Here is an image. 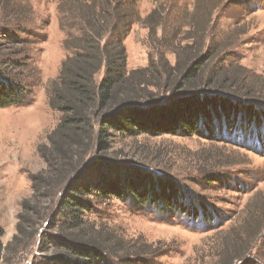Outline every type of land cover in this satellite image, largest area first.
<instances>
[{
	"label": "rangeland",
	"instance_id": "374dc122",
	"mask_svg": "<svg viewBox=\"0 0 264 264\" xmlns=\"http://www.w3.org/2000/svg\"><path fill=\"white\" fill-rule=\"evenodd\" d=\"M8 1L0 0V42L9 28L11 35L24 43L17 50L24 51L18 56L0 53V64L10 60L20 65L17 78L27 94L24 104L0 109V227L5 231L3 243L8 245L17 234L20 215L25 212L24 217L37 224L38 235L16 264H41L55 253L52 246H41L42 236L48 239L60 231L49 230L55 210L52 197L46 201L41 197L52 192L35 193L32 179L50 177L47 175L50 137L61 115L51 109L48 90L71 52L64 47L66 35L59 27V0ZM139 1L142 18L155 10L162 13L151 21L153 25L160 22L161 26L155 35L150 34L148 27L138 24L132 27L125 42L129 71L151 67L147 81H155L150 75L156 73L162 78L161 64L170 69L176 63L169 48L186 39L189 32L200 43L197 53L187 57L170 78L163 77L158 83L161 87L165 82L168 84L152 96L149 108L169 106L177 101L172 97L183 96L185 92H176L174 86L196 60L208 56L213 58L202 70V78L193 83L201 86L196 92L222 91L211 86L216 77L213 72L216 73L217 67H229L227 70L233 67L232 73L240 75V80L227 78L228 83L236 86L238 95L242 92L247 95L242 97L247 104H253L257 111L264 109V0ZM12 6L14 11L9 9ZM207 7L211 18L205 12ZM20 8L27 19L18 18L15 10ZM187 18L202 27L198 30L188 26ZM23 29L32 35L23 34ZM161 53H166L165 63L161 60L158 64ZM217 76L220 78L221 74ZM223 94L234 95L233 91ZM167 116L164 114L162 118L168 119ZM92 121L99 124L103 120ZM254 124L257 129L258 121ZM110 135L107 150L94 144L86 152L84 162L77 165L78 174L91 173L95 164L134 168L173 183L195 201L194 206L199 210L196 219L118 199L95 202L90 218L102 230L124 240L127 253H121V258L125 257L130 264H241L244 261L252 264L254 260L264 264V143L258 145L255 139H235L224 133L210 135L205 130L201 136L145 134L130 139ZM238 142H244L242 145L247 148L239 147ZM72 160L76 166V159L72 157ZM25 206L29 209L25 210ZM209 212L210 217L201 220L200 214ZM145 243L151 246L146 255L139 251V246ZM112 263L122 264L119 258Z\"/></svg>",
	"mask_w": 264,
	"mask_h": 264
},
{
	"label": "trees",
	"instance_id": "16d2710c",
	"mask_svg": "<svg viewBox=\"0 0 264 264\" xmlns=\"http://www.w3.org/2000/svg\"><path fill=\"white\" fill-rule=\"evenodd\" d=\"M139 4V0H59L57 3L59 27L66 35L64 47L71 55L65 59L57 80L48 90L51 109L61 115L60 123L50 137L47 170L50 177L32 179L35 193L52 192L41 197H45L42 201L52 197L55 210L49 219V230L60 231V234L48 236V239L42 236L41 246H52L55 253L44 258L47 262L41 264H113L112 260L117 258L122 264H130L125 257L119 256L127 253L124 240L102 230L90 218L92 205L100 200L118 199L142 208L166 214L179 212L197 219L199 210L194 206L195 201L165 179L130 167L110 168L102 164H95L91 173L85 176L78 174L77 165L84 162L86 152L88 154L94 144L107 150L106 141H109L111 133L133 139L145 134L190 136L198 133L201 136L205 130L210 135L224 133L235 139H255L258 145L264 143V109L257 111L253 104H247L242 98L247 95L244 92L238 95L236 86L228 83L227 78L240 80V75L232 73L233 67L230 70H227L229 67L215 68L216 73H213L216 77L211 85L223 92L233 91L232 97L222 91L209 94L195 91L201 86H194L193 83L202 78V70L213 57L196 60V64L182 74L180 82L174 87L176 92L184 91L185 94L171 98L177 99L176 102L160 109L148 107L152 96L163 91L168 84L165 82L161 87L158 83L162 78H170L187 57L197 53L200 43L189 32L186 39L179 41L180 44L175 43L169 48L168 52L175 56L176 62L170 69L161 64L162 61L165 63L167 52L161 53L162 59L156 62L161 64L162 78L153 73L150 77L151 80L155 77V81H147V72L151 67L129 71L125 42L132 27L136 24L148 27L150 34L155 35L157 27L161 26L160 22L151 23L161 12L155 10L142 18ZM9 9L14 11L13 6ZM15 11L18 18L27 19L21 8ZM205 12L211 18L208 7ZM186 22L198 30L202 27L195 20L187 18ZM5 31L0 53L21 55L24 50L17 49H22L24 43L14 38L9 28ZM22 32L32 35L26 29ZM150 61L152 65L153 61ZM19 68L17 62L11 63L10 60L2 66L0 64V109L24 104L27 91L17 78ZM216 74H221L220 78ZM164 114H168V119L162 118ZM92 120L103 121L97 124ZM238 144L247 148L242 145L244 142ZM72 157L77 161L76 166ZM102 168L107 170L102 171ZM26 208L29 209L28 206ZM24 215L25 212L20 215L17 234L8 245L3 243L5 231L0 227V264L13 261L16 264L37 238V224ZM200 216L201 220H206L210 212ZM149 250L151 246L147 243L139 246L141 254L146 255ZM252 264L259 263L254 260Z\"/></svg>",
	"mask_w": 264,
	"mask_h": 264
}]
</instances>
